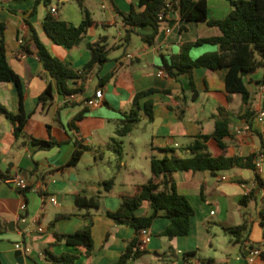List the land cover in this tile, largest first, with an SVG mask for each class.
I'll use <instances>...</instances> for the list:
<instances>
[{"label": "crops", "instance_id": "0c3cea01", "mask_svg": "<svg viewBox=\"0 0 264 264\" xmlns=\"http://www.w3.org/2000/svg\"><path fill=\"white\" fill-rule=\"evenodd\" d=\"M138 2L84 0L95 25L79 45L66 49L46 35L43 20L52 8H56L59 19L78 26L82 13L76 0H51L49 6L40 3L36 14H32L36 0H0V23L5 26L8 63L21 80L23 109L29 115L25 127L28 139L25 140L13 136L11 120L0 113V259L3 264H20L14 245L24 239L20 233L23 226L18 222L23 204L28 218L24 227L29 228L26 242L33 250L31 255L23 256V264H54L47 252L53 256L75 255L74 264H116L136 233L128 226L116 225L106 212L117 210L123 196H133L137 185L154 178L150 171L152 156L162 158L174 154L188 157L191 154L188 146L198 135H211L217 117L230 120V137L223 140L224 149L219 148L213 138L209 139L208 152L212 156H247L260 150L264 156V125L255 121L257 112L264 110L263 70L244 78L250 93L246 105L240 94L227 93L226 68L216 71L196 68L191 74L179 75L177 79L169 77L160 69L164 58L169 60L179 54L184 43L218 36L220 31L205 22L184 23L178 13L172 11L162 23L154 44L132 35L130 44L124 45L125 27L113 6L127 13L132 8L139 11ZM207 5L209 20H223L231 10L228 0H207ZM98 9L104 11L105 20L98 19ZM113 25L119 32L112 42L108 35L97 33L99 26L107 28ZM31 27L49 53L74 70H80L90 62L87 44L106 37L108 61L101 67L98 63L93 64L87 73H83V78L75 80L76 85L83 82L85 92L73 96L69 105H65L66 99L58 94L55 81L49 78L38 60ZM216 50L217 47L203 45L192 49L190 56L195 59ZM129 54L131 59L126 58ZM49 82L54 89L53 99L40 104L38 98ZM193 87L198 92L195 100L192 99ZM149 88L171 92V95L155 93L149 97L153 101L154 120L149 123L143 118L154 130L151 151L145 157V166L151 174L141 173L138 169L139 151L132 143L131 162L124 161L123 153L120 159L116 155L119 162L113 175L110 160L107 167L97 160V157L102 161L105 158L101 146L104 140L99 132L108 123L123 119V115L133 107L135 94ZM96 90L103 91L102 105L87 107L85 101ZM0 104L10 113H18L19 103L13 84H0ZM181 111H184L182 116ZM81 113L83 118L76 124L78 130L70 129L71 121ZM91 136L100 138L97 145H92ZM30 137L53 139L61 145L45 150L31 143ZM76 144H82L86 149L76 166H67ZM161 148H170L173 152L165 153L159 150ZM85 153L93 158L83 167L81 163L85 160ZM244 170L234 168L214 173L179 171L173 174L179 193L188 199L195 211L189 234L168 239L161 233L169 225V220L157 218L149 229L150 238L144 253L128 264H166L168 261L172 264H250L248 248L264 243V238L260 219L251 218L239 205V200L257 186L253 173L248 179ZM110 172L114 184L105 190L103 182L108 180L106 176ZM18 176L25 178L30 187L25 194L8 182ZM260 176L264 180L262 171ZM160 180L155 179L156 183ZM261 190L264 192V189H257L256 194ZM79 195L97 197L99 209L79 206L76 202ZM50 197L56 198V205L50 202ZM150 213L146 203L137 212L139 216ZM33 218L38 219L43 232H36L35 226L30 224ZM245 220L249 223L248 240L242 245L236 244L224 228L241 225ZM87 225L93 239L91 251L65 242L53 245L56 235L73 234ZM38 253L44 254V261L38 259ZM188 253L193 255L185 257ZM253 264H264V260L257 258Z\"/></svg>", "mask_w": 264, "mask_h": 264}, {"label": "trees", "instance_id": "16d2710c", "mask_svg": "<svg viewBox=\"0 0 264 264\" xmlns=\"http://www.w3.org/2000/svg\"><path fill=\"white\" fill-rule=\"evenodd\" d=\"M231 10L223 20L208 19L207 0H139V11L132 8L125 13L113 6L122 19L125 27L123 43L129 45L132 35H138L140 39L148 44H154L164 22L159 20V14H166L169 10L177 12L179 18L184 23L205 22L209 27H217L220 31L218 36L199 38L196 41L184 43L180 47V52L173 55L169 60L163 59L160 69L169 77L177 79L179 75L189 73L196 68H206L216 71L226 68L225 89L229 95L237 93L242 97L243 104L249 101L250 93L247 89L244 78L253 72L262 69L264 83V0H228ZM82 13V21L78 26H73L65 21L53 16L51 12L47 13L43 20V29L46 35L57 45L66 49L79 45L89 29L95 25L89 10L84 6V0H76ZM43 3L46 6L51 4V0H36V5L32 14H36L37 6ZM182 30V28H181ZM5 26L0 23V84L11 83L15 86L19 109L17 114L8 112L0 104V113H3L12 122V133L16 139L28 138L25 135V127L28 117L23 109V86L18 75L11 69L8 58L4 37ZM31 37L37 48V57L43 69L50 79L56 83V90L60 96L66 99L65 105H69L72 96L81 95L85 92L84 84L81 82L76 85L75 80L83 78V73L95 63L101 67L108 61L106 51V37L100 38L95 43L87 44L90 51L91 60L80 70H74L66 62L52 56L45 45L39 40L36 32L31 27ZM208 45L217 47L216 51L208 52L193 59L190 56L192 49ZM103 82V80H101ZM194 86V85H193ZM155 93L171 95L168 90H159L149 88L135 94L133 98V107L128 114L123 115V119L117 122L115 133L119 137L131 134L136 124L143 118L149 123L154 120L153 101L148 99ZM54 89L51 83L39 96L40 104H45L53 99ZM198 92L193 87V97L197 98ZM143 104L140 103L141 100ZM86 111V110H85ZM84 111V112H85ZM83 112V113H84ZM83 113L74 117L69 124L70 129L78 130L77 123L83 118ZM184 111H181V116ZM250 123V122H248ZM230 120L227 117L216 118L214 122V131L211 135L201 134L188 146L191 154L188 157H178L174 154L158 158H150V171L154 178H161L159 183L155 179H149L146 183L136 186V193L133 196H123L119 207L115 211H107L106 215L116 225L128 226L134 229L136 237L129 242L125 252L121 255L116 264H128V261L136 259L143 250L139 248L138 233L142 229H150L154 220L157 218H166L169 225L161 233L168 239L183 237L189 234L191 218L194 216V209L188 199L179 193L173 174L179 171L192 172H219L230 169H246L252 171L256 181V188L250 190L249 194L239 200V205L246 207L248 202L256 198V190L264 189V181L257 171L255 160L262 150L258 153H252L247 156H212L208 152L207 142L213 138L218 147L225 148L223 140L230 137ZM83 138V137H82ZM31 143L42 149H51L54 146L61 145L53 139L43 140L30 137ZM86 149L82 144H76L67 166H76ZM162 152L169 153L170 148L159 149ZM117 158L122 156V146L117 144L115 147ZM173 152V151H172ZM114 184V178L103 182L105 190H109ZM30 190V187L20 192L24 194ZM76 202L79 206L86 208L99 209V200L97 197L77 196ZM148 204L151 213L139 216L138 210ZM260 224L263 229L264 238V214L260 212ZM1 229V221H0ZM224 232L236 244H244L248 240L249 223L245 220L241 225L224 228ZM65 242L69 246L76 248H85L87 252L93 249V239L89 225L83 226L73 234L56 235L53 245ZM259 246V244H256ZM49 259L54 264H74L75 255L53 256L47 252ZM193 254H185L189 257ZM261 258L264 260V253ZM0 264H3L0 259ZM166 264H172L168 261Z\"/></svg>", "mask_w": 264, "mask_h": 264}, {"label": "rangeland", "instance_id": "374dc122", "mask_svg": "<svg viewBox=\"0 0 264 264\" xmlns=\"http://www.w3.org/2000/svg\"><path fill=\"white\" fill-rule=\"evenodd\" d=\"M97 17L98 19L105 20L106 16L103 10L98 9L97 11ZM97 33L100 34H105L109 36L110 41L112 42L114 38L118 37V27L117 26H109L107 28H104L102 26H99L97 29ZM134 40H137V42H140L139 39H137L135 36H133ZM200 50H198L199 52ZM121 52V51H120ZM117 128V123L116 122H110L108 123L107 127H103L102 130L99 132V135L101 136L104 140L102 142L101 146L102 149L105 153V158L100 159L97 157L98 162H103L104 166H108V160L111 162V166L113 168V175L116 174L117 168L116 166L118 165L119 160L116 158V152H115V147L117 144H121L123 146V156H124V161L126 160L127 162H131V153L134 150L132 143L136 146L137 150L139 151V156L137 158V165L138 169L142 173L143 171L151 174L149 169L145 166V157H148V153L151 151L150 150V142L153 138L154 135V130L153 126L151 127L148 122H145L144 119H141L134 129L131 132V135L128 137H119L115 134V130ZM97 136H91L90 139L92 141V145H97L96 143L99 141ZM259 140V139H258ZM123 143V144H122ZM92 156L89 155L88 153H85L84 159L82 161L81 166L84 167V164L87 163L89 160H92ZM109 175V176H108ZM112 175V172L107 174L106 177L109 179ZM244 175L248 179L252 178V171L250 170H244ZM262 175L264 177V162L262 164ZM141 176V174H140ZM264 181V180H263ZM243 210L251 217L256 220L260 219V212L264 214V192L261 190L256 194V198L254 200H251L248 202L246 207H243Z\"/></svg>", "mask_w": 264, "mask_h": 264}, {"label": "built area", "instance_id": "2783aa9c", "mask_svg": "<svg viewBox=\"0 0 264 264\" xmlns=\"http://www.w3.org/2000/svg\"><path fill=\"white\" fill-rule=\"evenodd\" d=\"M50 12L53 16H57L58 12L56 8H52ZM171 12H172L171 10H169L166 14H164V12H161L159 14V20L163 21L168 16V14ZM126 58L131 59L132 55L129 54L126 56ZM72 98L73 96L71 97V99ZM102 102H103V91L96 90L94 95L85 101V105L87 107H99L102 105ZM255 121L260 125H264V110H260L257 112V114L255 115ZM263 162H264V156L263 154H260L258 158L255 160V165L259 173L262 171ZM8 182L17 189L24 190L29 187L27 181L22 176L12 178ZM249 192L247 194H249ZM49 200L52 204L54 205L57 204L55 197H50ZM25 212H26V205L23 204L21 206V214L19 215L18 222L23 226L20 229V233L24 237V239L14 245L15 249L21 251L24 257L27 255H31L33 252L32 247L26 242V238L29 233V228L24 227L28 223V218L25 215ZM30 224L35 226L36 232H39V233L43 232V228L38 224L37 218L35 219L33 218ZM149 238H150L149 229H142L139 231L138 241H139L140 250L144 251L146 249ZM263 253H264V243L259 244V246L258 245L252 246V249L249 250L248 262L250 264H253L257 258H261ZM37 257L41 261L45 260V256L42 253H38Z\"/></svg>", "mask_w": 264, "mask_h": 264}, {"label": "water", "instance_id": "95a60500", "mask_svg": "<svg viewBox=\"0 0 264 264\" xmlns=\"http://www.w3.org/2000/svg\"><path fill=\"white\" fill-rule=\"evenodd\" d=\"M243 248L246 249L247 247L244 246ZM251 249H252V247H249L248 251L251 250ZM15 256L17 258V262L20 263V264H23V255H22L21 251L17 250L15 252Z\"/></svg>", "mask_w": 264, "mask_h": 264}]
</instances>
